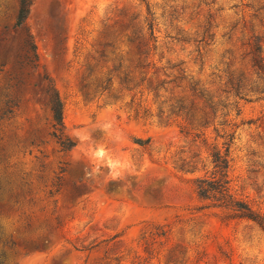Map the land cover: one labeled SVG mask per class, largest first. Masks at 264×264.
Masks as SVG:
<instances>
[{"label": "rangeland", "instance_id": "374dc122", "mask_svg": "<svg viewBox=\"0 0 264 264\" xmlns=\"http://www.w3.org/2000/svg\"><path fill=\"white\" fill-rule=\"evenodd\" d=\"M17 3L0 0V107L18 100L11 117L0 116L4 264H264L263 232L247 220H224L222 209L200 208L206 203L193 186L211 175V151H223V136L234 133L229 188L264 214V82L249 54L257 36L264 63V0H35L27 17L35 71L20 67ZM146 3L155 39L139 76L120 23L132 14L141 23ZM124 70L138 87L119 84ZM43 74L63 103L74 143L67 152L50 135ZM107 75L112 87L100 94ZM239 76L247 100L229 91ZM190 82L217 103L215 118ZM256 83L263 92L250 91ZM178 100L193 104L190 124L166 116ZM159 228L165 235H155ZM22 233L44 235L47 248L12 256L5 242Z\"/></svg>", "mask_w": 264, "mask_h": 264}, {"label": "trees", "instance_id": "16d2710c", "mask_svg": "<svg viewBox=\"0 0 264 264\" xmlns=\"http://www.w3.org/2000/svg\"><path fill=\"white\" fill-rule=\"evenodd\" d=\"M35 0H18L17 3V11L14 20V27L21 31L23 34V44L22 50L24 51V61H21L20 67L24 65L31 67L33 71L38 68V56L36 52V45L33 39V36L30 32L29 27L27 26V17L29 15L31 6ZM264 9V4L262 6ZM154 13L151 11L149 5L146 3V14L140 23L137 21V16L132 14L128 18H123L121 20L120 26L124 31V41L126 43L132 44L137 52L138 58L135 68L139 70V76L142 74L140 69L144 68L148 65L146 62L147 57L149 55V51L151 50L150 45L147 41L151 39L154 41ZM142 24V26H141ZM146 29L147 37L142 34V30ZM184 40V39H178ZM250 63L251 67L254 70V73L257 75L258 80L264 82V63L261 57V44L260 40L257 36H254L250 43ZM121 68V64L113 66L112 71H118ZM121 76H119V84L126 88L127 90H132L140 85L135 80V76H131L129 72L120 71ZM109 74V73H108ZM144 80L143 77L139 78V81L142 82ZM41 82L43 84L42 91L47 100V104L49 107L51 119H50V127L51 137L55 140V142L60 147V151L67 152L69 151L74 143L72 140L65 134L63 120H62V112H63V103L59 97L58 91L56 90L52 79L47 75L43 74L41 76ZM241 77H237L236 79L229 80L230 92L235 98L247 100L245 94H242L241 87ZM163 82L159 83L162 84ZM130 84L132 85L131 87ZM259 83H256L253 87H251L252 92H263V90L259 89ZM87 85L83 84L82 88H86ZM112 87V77H105L101 79L97 84L96 88L100 91V94L108 91ZM190 90L192 95L202 100L205 107H207L212 115V118L216 116V106L217 103L212 102L210 98L206 96L204 90L199 89L196 83L190 82ZM9 96V93H6ZM222 105L223 108H226L227 105L219 102V105ZM234 107L236 108L237 114L240 112V109L237 107L238 102H233ZM18 106V100L13 98L6 99L4 104L0 107V116L2 118H9L12 116L14 109ZM193 104L189 105L183 104L180 100L176 101L174 104H170L167 108V117H177L182 120L187 121V123H191L190 119H195L194 114H192ZM164 113L163 109L158 106L156 115L157 117H161ZM144 116H152L145 110L143 113ZM203 126H206L208 122H202ZM216 130V128H215ZM225 141L223 142L224 150H216L213 149L210 153V163L212 165V172L210 176L199 177L193 181L194 193L200 202H205L206 204L200 206V208H219L222 209L223 219H243L252 222L255 224L264 234V214L255 211L252 207L244 200L236 198L230 188H229V179H228V171L230 167V145L234 138V133L225 134L223 136ZM135 142L144 145L149 142V139L143 141L141 139H135ZM49 195H53L52 192H49ZM165 230L159 228L155 235L163 236L165 235ZM48 240L44 235L39 234L35 237H29L24 233L19 234L17 239H13L12 237L6 241L5 243L11 250L12 256L23 253L27 254L32 251L42 250L47 248ZM4 258V255H3ZM0 264H4V259H0Z\"/></svg>", "mask_w": 264, "mask_h": 264}, {"label": "clouds", "instance_id": "9594fccd", "mask_svg": "<svg viewBox=\"0 0 264 264\" xmlns=\"http://www.w3.org/2000/svg\"><path fill=\"white\" fill-rule=\"evenodd\" d=\"M102 155H103L102 152H99V151H98V152L96 153V156H97V157H100V156H102Z\"/></svg>", "mask_w": 264, "mask_h": 264}]
</instances>
